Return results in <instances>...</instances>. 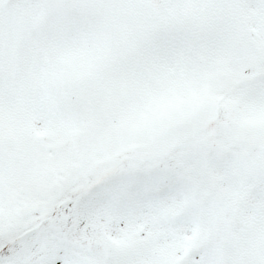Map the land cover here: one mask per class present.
Listing matches in <instances>:
<instances>
[{
	"label": "snow or ice",
	"instance_id": "obj_1",
	"mask_svg": "<svg viewBox=\"0 0 264 264\" xmlns=\"http://www.w3.org/2000/svg\"><path fill=\"white\" fill-rule=\"evenodd\" d=\"M0 264H264V0H0Z\"/></svg>",
	"mask_w": 264,
	"mask_h": 264
}]
</instances>
